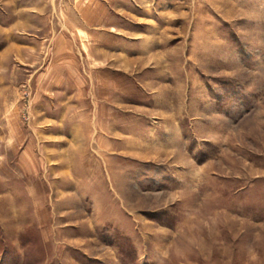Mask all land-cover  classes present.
Listing matches in <instances>:
<instances>
[{"label":"rangeland","instance_id":"rangeland-1","mask_svg":"<svg viewBox=\"0 0 264 264\" xmlns=\"http://www.w3.org/2000/svg\"><path fill=\"white\" fill-rule=\"evenodd\" d=\"M114 9L0 81V264H264V0Z\"/></svg>","mask_w":264,"mask_h":264},{"label":"crops","instance_id":"crops-1","mask_svg":"<svg viewBox=\"0 0 264 264\" xmlns=\"http://www.w3.org/2000/svg\"><path fill=\"white\" fill-rule=\"evenodd\" d=\"M45 1L0 0V81L13 73L17 76V63L29 62L28 66L33 67L40 61H71L74 47L90 42L89 24L104 29L106 18L107 22L111 20L108 27L115 29V0H75L69 5ZM72 13L79 16V22L72 20ZM42 30L47 32L46 36L41 35ZM79 34L85 37H78ZM49 70L45 76L51 75ZM6 90V82H0V101ZM5 106L6 102H0V125L5 119Z\"/></svg>","mask_w":264,"mask_h":264}]
</instances>
